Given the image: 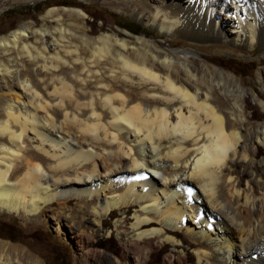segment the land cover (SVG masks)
I'll use <instances>...</instances> for the list:
<instances>
[{"label": "bare ground", "instance_id": "6f19581e", "mask_svg": "<svg viewBox=\"0 0 264 264\" xmlns=\"http://www.w3.org/2000/svg\"><path fill=\"white\" fill-rule=\"evenodd\" d=\"M128 2L143 23L138 22L163 35L264 48V0ZM83 11L68 6L47 10V21L56 22L46 30L52 44L74 59L79 47H89L94 60L117 46L114 56L121 73H135L158 90L131 95L104 89L84 102L88 115L83 116L81 108L66 109L65 100L75 93L63 77L39 76L40 91L0 60V80L13 84L4 92L8 99L0 120V213L45 221L47 207L57 202L58 216L89 247L114 214L115 229L129 242L127 256L137 264L153 248L167 245L172 251L164 264H176L175 253L184 242L192 248L193 261L182 249L180 264H264V158L253 161L264 152V125L250 130L237 125L241 83L203 60L205 53H198L199 59L188 51L163 50L144 36L122 31L143 44L142 51L131 48L138 59L132 60L124 53L126 39L88 36ZM65 17L79 34L64 25ZM30 36L34 42L28 41ZM46 39L43 28L22 25L0 36V56L15 51L17 57L38 63L34 70L49 71L66 60L58 51L48 54ZM258 75L264 80V69ZM215 94L232 101L234 121L214 103ZM56 109L62 120L57 121ZM72 199L77 202L70 207ZM57 231L64 233L60 225ZM84 254L103 258V264H123L120 256L105 251ZM0 264L44 263L1 240Z\"/></svg>", "mask_w": 264, "mask_h": 264}, {"label": "rangeland", "instance_id": "374dc122", "mask_svg": "<svg viewBox=\"0 0 264 264\" xmlns=\"http://www.w3.org/2000/svg\"><path fill=\"white\" fill-rule=\"evenodd\" d=\"M131 5L132 3L128 0H0V36H8L14 29L27 24L32 28H43L47 34L48 54L52 55L58 51L61 58L66 61L58 63L57 67L55 66L49 71H38V69L36 71L33 68H39L38 63L36 66L22 57H17L15 51H8L6 55L0 56V60L10 68L17 69L20 77L30 78L40 91H44V86L39 80V76L63 77L72 85L75 93L73 99L65 100L66 109L71 113L81 108L84 112L83 116L88 115L84 102H88L91 95L97 98L96 94L104 89H121L131 95L139 94L143 90H158L153 84L140 80L135 73H130V77H125L121 73L120 64L115 62L114 56L119 49L117 46H113L105 57L94 60L89 47H79V57L74 59L76 58L74 54H67L63 49L52 44L53 37L46 30L53 29L56 22L47 21L45 15L47 10L52 6L77 7L84 10V29L88 36L97 37L100 34H111L114 37L126 39L128 49L124 53L132 60L138 59H135L136 56L132 52L130 53L131 48H139L142 51L143 44L137 42L132 36H125L122 31H127L131 35L144 36L163 50L176 49L195 53L197 58H205L203 60L232 74L242 85L241 101L238 103L242 114L235 120L237 125L245 130H250L253 125H264V80L258 75V70L264 69V48L254 46L249 49L224 40H194L181 36L163 35L155 29L141 24L143 22L136 18V10ZM138 10L142 13L144 10L147 13V10L142 6L138 7ZM70 21L72 19L67 17L63 20L67 28L71 27ZM53 23L55 24L53 25ZM122 25H128L132 29L142 28V30L134 33L121 27ZM71 30L78 34L80 32L73 27ZM71 40L73 43L80 44L77 38ZM28 41L34 42L35 37L30 36ZM198 53L206 55L201 58ZM156 69L159 72L163 70L160 66ZM12 86L10 81L7 80L4 84L0 80V120L3 118V105L8 97L4 92ZM215 96L214 103L225 111L230 121H234V116L230 114L232 101L225 95L215 94ZM53 100L56 101V99ZM96 102L98 105L99 101ZM55 112L59 114L57 121L62 120V112L57 109ZM262 158H264V152L260 153L253 161L258 163ZM76 202V199L70 200V207L74 206ZM83 202L85 203V201ZM47 209L45 221L37 216L20 217L7 212L0 213V241H8L20 248L27 249L28 252L38 255L44 264H103V258L87 257L84 254L90 250H98L101 253L105 251L112 256H120L123 264H137L132 257L127 256L125 249L127 248L125 245L127 246L129 243L127 237L121 232V229L114 227L113 222L116 215L111 214L105 221V229L112 230L111 234L107 235L104 229L95 237L94 245L89 247L83 241L84 239L77 240L75 235L78 234V231L72 228V225L64 217L58 216L61 209L57 202L48 206ZM132 211L131 209L129 214ZM59 225L64 233H58L57 226ZM89 226L92 227L91 224ZM140 246L142 249L145 247L143 243ZM182 246L175 253L176 264H180V257L184 255L182 249L187 250L186 254L190 261H193L192 248H189L186 242ZM171 251L170 245L162 249L153 248L145 260L143 259L138 264H164L166 257H170Z\"/></svg>", "mask_w": 264, "mask_h": 264}, {"label": "trees", "instance_id": "16d2710c", "mask_svg": "<svg viewBox=\"0 0 264 264\" xmlns=\"http://www.w3.org/2000/svg\"><path fill=\"white\" fill-rule=\"evenodd\" d=\"M32 7H33V5H32ZM31 7V8H32ZM121 27H123V28H125L126 30H129V31H131V32H134V33H137V32H139L140 30H142V28H135V29H132V28H130L128 25H122Z\"/></svg>", "mask_w": 264, "mask_h": 264}]
</instances>
